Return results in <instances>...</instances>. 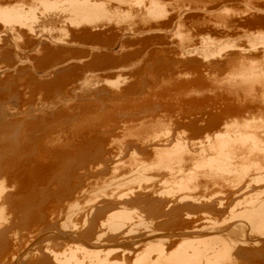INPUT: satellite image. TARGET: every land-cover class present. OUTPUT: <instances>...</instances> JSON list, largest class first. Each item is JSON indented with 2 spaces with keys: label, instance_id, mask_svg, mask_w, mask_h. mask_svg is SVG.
Here are the masks:
<instances>
[{
  "label": "bare ground",
  "instance_id": "6f19581e",
  "mask_svg": "<svg viewBox=\"0 0 264 264\" xmlns=\"http://www.w3.org/2000/svg\"><path fill=\"white\" fill-rule=\"evenodd\" d=\"M38 1L42 10L37 15L68 22L67 27L75 29L84 24L96 27L94 24L108 11L102 3L89 0H65L67 5L61 8L58 3L64 0ZM155 1H146L142 15L153 20L164 15V9L159 7L162 5ZM226 1L230 0H210V3ZM9 2L12 4V0H0L1 27L18 38L19 34H31L38 18L35 16L37 5H34L36 10L34 6L25 10L29 5L21 4L24 7L21 8L19 4V7L14 6L16 2L8 5ZM263 4L246 7L248 10L243 16L250 13L264 26ZM129 5L131 9L134 7L132 3ZM198 9L201 13L208 11L205 5ZM216 10L219 13V9H215L214 14ZM220 20L223 27H231L235 22L232 17ZM41 34L37 35L40 39ZM245 35L246 48L228 37L233 41L225 43L227 39L222 37L224 43L213 44L219 39L212 42L213 35L209 36L211 42L209 38L206 40L207 35L206 38L200 35L198 47L178 46V56L198 55L204 61L224 59L226 66L235 72L228 77L224 74L227 79L216 81L217 84L206 85L197 77L191 82L197 94L191 96L195 90L192 88L191 95L189 92L186 97H175L174 110L170 104L173 116L159 113V106L147 107L143 112L145 119L139 122L136 119L139 146L129 142L120 146L110 138L113 137L111 132H97L95 125L87 120L81 128L71 127L70 139L54 135L52 128L23 137L25 133L23 139L18 140L13 128L0 126L1 132L13 134L6 139L12 146V154L7 160L2 158L4 163L0 161V165H6L2 170L9 175L4 176L11 184L8 188L5 180L0 179V264H264V30ZM169 39L171 41V37ZM62 41L50 37L52 45ZM259 58L262 60L256 61ZM48 74L52 75L46 71L41 76ZM204 89L208 94L201 93ZM32 110L35 109L32 107ZM79 134L84 138L77 142ZM126 153L128 161L121 159ZM94 185H98V189L95 190ZM63 215L80 220L79 235L75 233L76 221L68 230L57 228L54 221ZM20 226H26L28 231L21 234ZM77 238L85 246L77 244Z\"/></svg>",
  "mask_w": 264,
  "mask_h": 264
},
{
  "label": "rangeland",
  "instance_id": "374dc122",
  "mask_svg": "<svg viewBox=\"0 0 264 264\" xmlns=\"http://www.w3.org/2000/svg\"><path fill=\"white\" fill-rule=\"evenodd\" d=\"M82 1L78 0V2H82ZM89 1L96 2L95 4L99 3V5H101L100 3H102L103 7H105L108 10L106 11V15H105V17L107 16L106 17L107 19H105V17L99 19L98 23L94 24L96 25V27L91 25L86 26L84 24L83 26L79 25L78 27H76V29L67 27L69 25L67 24L68 22L62 23L59 20L54 21V19H49L50 20L49 21L47 20L48 18L45 19V17L43 16H41L42 17L41 18L40 15H37V13L41 12L42 10V6L38 5L39 4L38 0L35 1L32 0V2H30L29 0H12V4L10 3L11 1L8 3V5H13L16 2L14 6L19 7L20 5L21 8L27 7V5H29L27 8H24L25 10L28 9L29 7H33L34 5H37L36 8H38V10L35 12L36 13L35 16L38 17L37 18L38 20L36 19L37 24L34 23L33 25V30L35 29L32 32L33 36L31 35L32 33L28 35L19 34V38H22L21 36H23L22 39L23 41L22 40L20 41L17 35L9 31L11 33L10 34L11 37H10L8 35L9 34L8 30L5 29L4 27H1L3 25L0 24V28H2V30L0 29V33L2 32L0 34L1 35L0 36L1 38L0 39V46H1L0 47L1 48L0 49V66H1L0 67L1 68L0 69L1 71L0 72L1 74L0 75V81H1L0 82V115H1L0 126L5 128L6 127L13 128L15 137H17L18 140H22L23 137L32 135V133L35 134L43 131H49L52 130V128L55 133L54 135L59 134L62 136V138L69 137L68 139H70L72 137L71 135H73V130L71 127L77 126L78 128H81L80 126H83L81 124H83L84 120H87L95 125V130H97V132L106 133V134L107 133L109 134L111 132L110 134H112L113 137L110 136L109 137L115 139L117 144L120 146L127 145L128 143L126 144V142H129V144L131 143L135 144V146H139V143L136 141L138 137V131L136 130L137 129L136 127L138 125L136 123L142 120L141 118L145 119L146 116L143 115V112L147 107L159 106L160 108L159 113L167 112V115L168 114L171 115V113H173V110L175 108V103L173 102L174 101L173 99H175V97L176 98L177 96L186 97L189 92H190L189 95H191L192 88H195V90L192 91L191 96H195L197 94L196 87L192 86L191 84V82H194L197 79V77H201L200 80L202 81L203 79V82L206 85H209L210 83H216V81L220 82V80L224 82L225 80L223 79H227L228 75L232 73V71H234L233 69L226 66V62H225L226 60L224 59L216 58L213 60L208 59L207 61L206 60L204 61L198 55H192L190 57L189 55L188 57L178 56L179 55L178 46H184L190 48L198 47L200 46L198 43L200 37L206 38L207 35L206 40H208L209 36L213 35L211 37L213 38L212 42L214 40L216 41L217 37L219 38L218 41L222 40L223 39L222 37H224V40L225 38L227 39V41L225 40V43L228 41L232 42L233 40L228 39L230 38V39H235L234 41L236 43L235 42L233 43H235L236 45H240V47L243 46L246 48L247 47L246 40L248 39H245L246 38L245 34L250 35L257 31L264 30V26H262L260 23L255 21V18L251 17L250 13L244 16L242 14L244 11L248 10L247 8H250L251 6L262 5L264 3V0H245V1L230 0L223 3H215V2L210 3V0L209 1L208 0H156L155 2L157 4L160 3L159 5L162 6L159 7L163 8L165 12L163 16L154 19L155 21L153 19L147 18L144 15H142L145 12L144 10L145 8L143 7V5L147 7L148 0L145 1L143 0V2H145L144 4L141 0H136V1L123 0L126 2L128 1L130 2L125 4L119 2L117 3L115 0H89ZM134 1L136 2V4ZM131 3L132 6H134L132 9L129 7L130 6L129 4ZM21 4H23L24 7L21 6ZM62 4L58 3V6L61 8L67 5L65 0L64 2H62ZM223 4L225 5V7H223L224 6ZM204 5L206 11L208 10L211 14H209L208 11L207 13H204L202 10H201L202 13L200 12L198 8H201V6L204 7ZM215 9H219L220 14L218 13L217 10H216L217 12L214 14ZM216 15L220 17V19L224 17H230V18L232 17L233 21H235L234 25H232L231 27L229 26L223 27L222 23H220L221 20L218 17H216ZM137 17L140 18L138 19ZM142 17H144L145 19ZM204 17L205 19H202ZM211 17L214 19H212ZM200 20L201 21L203 20V22H200ZM180 23L181 26H178L180 25ZM215 23L216 24L220 23V24H218V26H213L216 25ZM234 27H236L237 29ZM238 28L243 30H240ZM157 29L158 32L156 31ZM227 29L228 30L230 29L231 31L230 30L228 31ZM3 30H5V32ZM159 30L163 32H160ZM140 31H142L143 33ZM164 31H166L167 33ZM42 32L45 33V36L43 35L44 37L42 36L43 34ZM181 32L183 35L181 34ZM224 32L227 33L226 34L227 36L225 35ZM39 33L40 34L42 33L41 34L42 39L37 37V35L40 36ZM47 34L48 37L46 36ZM179 34L181 37L179 36ZM52 36L62 39L63 41L61 43L63 44L57 43L58 45H56L54 43L52 45L53 42H50V37L52 38ZM214 36L216 38H214ZM170 37H171V41L169 39ZM44 38H47L49 41L47 39H46L47 41L44 40ZM211 38H209L210 40L209 42H211ZM224 40L220 42L217 41L216 43L213 44L222 43ZM192 41L196 43H193ZM36 47L37 49H35ZM16 49L18 52L16 51ZM3 50L5 51V53ZM19 50H22V52L21 51L19 52ZM36 52H38L39 54ZM12 53L13 54L16 53L17 55L14 54L12 56ZM228 53L235 54L236 51H228ZM15 55L17 58H15ZM261 60L262 59L259 58L256 61L260 62ZM26 61L28 62L26 63ZM8 64L12 67L10 68ZM40 66H42V68ZM56 66H58V68H55ZM5 68L8 69L6 70ZM52 68L54 69L51 71ZM46 71L51 73L52 75L50 76V74H48L42 77L41 75L45 74ZM186 74H190V75H186ZM224 74H226L227 77ZM38 75H40L43 79ZM185 75L187 77L189 76L190 77L185 78ZM18 77L20 78V80ZM88 79L90 80V82ZM40 83H45L46 85L41 86ZM80 86L81 87L85 86V87L81 88ZM36 87L39 90L34 89ZM75 87L78 88V90H75L74 89ZM36 90H38L37 94H36ZM204 90H202L201 93L204 92L203 94H208V91L207 90L204 91ZM73 91L75 92V94ZM183 93L185 94V96ZM166 98H168V101ZM145 101L148 102L146 103ZM149 101H151L150 102L151 104L149 103ZM170 104L173 110L171 109ZM42 105L43 106L45 105V107L39 108V106ZM31 106L35 110H32ZM8 109L10 111H8ZM6 111L8 113L10 112V115ZM95 115L97 116L95 117ZM173 115L174 114H172L171 116ZM91 116L94 118H92ZM100 116L103 117L99 118ZM136 119L138 122L136 121ZM35 125L37 126L35 127ZM29 126H31L32 130ZM129 126L133 128L129 129L130 128ZM66 127H70L71 129ZM109 127H111V129ZM124 128L126 130H124ZM66 130L68 132H66ZM128 130L131 131L129 132ZM19 131L21 132V134ZM18 134L20 138L18 137ZM120 134H122L123 137L120 136ZM126 134H128L127 137ZM130 134L132 135L134 134L133 137H129ZM12 135H13L12 133L11 134L9 132L3 133L0 131L1 163H4V161L7 160V158H9V156H11L12 154L11 153L12 146L6 140ZM139 135L141 136V134ZM78 136L80 138H78L77 142L84 138L82 134L77 135V137ZM118 138H121L123 142H121V140ZM127 154L128 153L124 154L121 159L125 157L128 158ZM2 158H4L5 160L2 161ZM127 158H125L124 160L128 161L126 160ZM1 166L2 165H0V174L1 175L3 174L4 178L0 175V179L5 180L4 184L6 185V187L8 186V188H10L11 184L9 183L8 178L5 177L7 174H4L2 170L3 167H6V165H3L2 167ZM22 184L23 183H21V186ZM97 186H95L96 187L94 188L95 190L98 189ZM81 202L83 204L84 201ZM63 217H65V215L60 216L56 221H54L56 223L57 228L59 227L63 228L62 231L66 229L68 230L71 228L72 224H75L76 221L78 230H76L75 233L77 232V235H79V233L82 231L81 228H78L80 227L79 226L80 220L78 218L75 219L73 217L71 218L67 217L68 219L66 217L65 218ZM65 220H67L68 222ZM25 228L26 226H20V231L22 232L21 234H24L25 232L28 231L27 228L26 229ZM8 236L12 240V237H10L11 233ZM77 242H78L77 244L80 243L81 245L85 246L83 241L78 238H77Z\"/></svg>",
  "mask_w": 264,
  "mask_h": 264
}]
</instances>
